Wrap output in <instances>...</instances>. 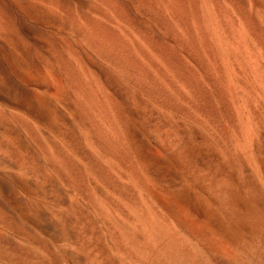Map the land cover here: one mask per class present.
Segmentation results:
<instances>
[{"label": "bare ground", "instance_id": "bare-ground-1", "mask_svg": "<svg viewBox=\"0 0 264 264\" xmlns=\"http://www.w3.org/2000/svg\"><path fill=\"white\" fill-rule=\"evenodd\" d=\"M100 222L83 264H264V0H0V264Z\"/></svg>", "mask_w": 264, "mask_h": 264}, {"label": "rangeland", "instance_id": "rangeland-1", "mask_svg": "<svg viewBox=\"0 0 264 264\" xmlns=\"http://www.w3.org/2000/svg\"><path fill=\"white\" fill-rule=\"evenodd\" d=\"M101 223H102L103 225H102ZM74 224H76V223H74ZM74 224H72L71 226L74 227V226L78 225L79 227L76 226L77 229H78V230H82V231H80V232L78 233V232L76 231V230H77L76 227H75V228H72V227L70 226V228L73 230L74 236H73V234H71V235L66 236V237H56V238H57V239H56L55 236L52 235V236L54 237V239H53V237H51V236H50L51 234H49V233L46 234V235H44V237H45L46 239H47L48 237H50V238H48V240H49V241L51 242V244H52V245H51V247H52V251L55 252V253H57V254L60 253L59 255H60V257L62 256V257H61V258H62V261H64V259L66 260V258H68V259H67L68 262H69L68 264H70V263H72V264H77V263L80 264L81 261H82L81 264H83V260H82L83 258H84V259H87V258H89L91 255H94V256H98V255H99V253H98V254H97L96 252L89 253V251H95V250L97 251L98 249H100V247H101L102 245H104L103 243H105V241H106V243H107V244H105V245L108 246V247H111V246H109V245H110V238H109V237H110V235H109V234H110V233H109L110 231L107 230V229H108V226H107L104 222H100V225H101V226H100L99 224L97 225V227L100 228L101 231H102V229L104 230L103 233H101L100 230L97 231V229H98L97 227H96L95 229H93L94 231L91 230L92 233H90L91 231H90V232H88V231L86 232L85 227H84L85 230L81 229V227L83 228V226H81L80 223H79V224H76V225H74ZM81 224H82V223H81ZM83 225H85V224H83ZM103 226H104V227L106 226V227L103 228ZM75 229H76V230H75ZM95 230H96V232H95ZM74 231L76 232V235H75V232H74ZM83 231H85L86 233H85V232L82 233ZM106 232H108V233H107V236H106V234H105ZM80 233H81V234H80ZM93 233H95V234H93ZM78 234H80L81 236H79ZM90 234H91V236H90ZM97 234H98V235H97ZM104 234H105V235H104ZM83 235H84V236H86V235L89 236V237H87L88 239L85 238V239H87L88 241L84 239V236H83ZM94 235H95V237H94ZM101 236H104V238L101 237ZM105 236H106V239H105ZM68 237H69V238H68ZM79 237H80V238H79ZM81 237H82L83 239H82ZM91 237H92L93 240L91 239ZM93 237H94V238H93ZM97 237H98V238H97ZM100 237H101V238H100ZM61 238H62V239H61ZM67 238H68V239H67ZM70 238L74 240L75 244H76V243L79 244V246H78L79 250H78V248H77V244L75 245L74 242H73ZM77 238H79V239H77ZM96 238H97V239H96ZM99 238H100V240H99ZM15 239H16L17 241H19L20 243L25 244V245H27V243H28L25 239L22 238V239H23V240H22L20 237H15ZM69 239H70L71 241H70ZM89 239H90V240H89ZM102 239H103V240H102ZM54 240H55V241H54ZM68 240H69L71 243L73 242V244H74L75 247L72 246L73 244H71V246H70V245H69L70 242H69ZM76 240H81V242H80V241L76 242ZM95 240H97V241H95ZM107 240H108V241H107ZM67 241H68V242H67ZM90 241H91V242H90ZM94 241H95V243H94ZM99 241H101V243H100ZM57 242H59L60 245L63 243V244L61 245L60 248H59V246H58L59 243H57ZM102 242H103V243H102ZM260 242L263 243V244H261L262 246H261V245H258V246H261V247H260V248H262L261 250L264 251V237H263V241L260 240ZM260 242L258 241L259 244H260ZM83 243H85L84 246H82ZM96 243H97V244H96ZM66 244H68V245H66ZM28 245H29V243H28ZM88 245L90 246V248H89ZM96 245H97V246L99 245L98 249H97ZM53 246H54V247H53ZM62 246H63V250H62ZM87 246H88L89 249L87 248ZM93 246H94V247H93ZM30 247H31L35 252L38 251V252L40 253V251H39L38 249H34V248H36L35 246L30 245ZM73 247H74L75 251H72ZM82 247H86V248H87V249H86V248H83L84 250H86L85 252H84V250H82ZM55 248L57 249V251H56ZM76 248H77V249H76ZM95 248H96V249H95ZM59 249L62 250L63 254L61 253V250L59 251ZM80 249H81V250H80ZM93 249H94V250H93ZM69 250H70V251H69ZM77 250L80 251L81 253H80V252H79L80 254L77 253V252H78ZM87 250H88V253H86ZM98 251H99V250H98ZM98 251H97V252H98ZM38 252H37V253H38ZM82 252H83L84 255H87V254H88V255H87V256H84V255L82 254ZM76 253H77L78 255H77ZM85 253H86V254H85ZM68 254H69V255H68ZM70 254L72 255V257L75 256L74 259L78 260V262H77V261H72V259H73L72 257H71L70 260H69V256H71ZM74 254H75V255H74ZM43 255L48 257V255H45L44 253H43ZM66 256H67V257H66ZM76 256L78 257V259H77ZM79 256H81V257H79ZM92 257H93V256H92ZM92 257H91V258H92ZM206 259H207V261H209V263H207L206 260L204 259L205 263H204V261H203V264H217V263H218V264H232V263L227 262V261H224V260H222V259L219 260V259H213V258H212L213 260H211L210 257H207ZM216 260H217V261H216ZM221 260H222V261H221ZM219 262H220V263H219ZM9 263H11V262H8V261L3 262V264H9ZM12 264H13V263H12ZM63 264H67V261H64Z\"/></svg>", "mask_w": 264, "mask_h": 264}]
</instances>
